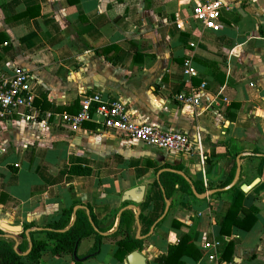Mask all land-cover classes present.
<instances>
[{
	"label": "crops",
	"instance_id": "obj_1",
	"mask_svg": "<svg viewBox=\"0 0 264 264\" xmlns=\"http://www.w3.org/2000/svg\"><path fill=\"white\" fill-rule=\"evenodd\" d=\"M205 1L0 0V68L33 77L34 114L41 117L28 123L22 118L28 111L21 108L0 120L4 238L20 244L19 235L29 227L30 250L31 232L60 223L69 209L67 228L78 212L91 217L92 211L104 227L101 235L108 236L131 211L134 235L142 241L137 251L147 264H159L157 259L185 235L200 254L198 260L184 257L185 264H208L201 251L205 243L216 244L218 254L232 264H264V0H219L224 7L218 32L191 19L192 8ZM189 58L198 73L191 79L183 74ZM192 89L200 91L201 103L185 107L176 97ZM94 97L123 102L139 124L185 132L193 141L200 135L205 165L198 154L160 151L122 134L103 133L96 123L86 122L76 131L57 125L61 115L76 114ZM237 160L241 176L235 189L201 198L223 188ZM73 167L91 174L70 175ZM174 171L205 192L192 196L180 183L172 187V176L182 177ZM164 184L171 206L153 228L165 210ZM243 185L251 188L244 192ZM140 186L145 187L143 201L125 209L132 202L124 194ZM240 191L244 207L257 209V223L249 232L233 228L223 236L227 211ZM5 225L21 230L12 233ZM34 238L47 240L44 233ZM231 242L233 254L226 258ZM95 243V236L81 240L76 257L83 264H128L127 257L117 259L118 247L107 238L88 259ZM77 261L74 254L57 257L48 250L39 264Z\"/></svg>",
	"mask_w": 264,
	"mask_h": 264
},
{
	"label": "built area",
	"instance_id": "obj_2",
	"mask_svg": "<svg viewBox=\"0 0 264 264\" xmlns=\"http://www.w3.org/2000/svg\"><path fill=\"white\" fill-rule=\"evenodd\" d=\"M223 7V3L219 0L198 2L192 8L191 19L204 30L218 32L221 26L219 14ZM176 26L179 30H183L181 21L177 20ZM191 47L195 45L191 44ZM183 74L189 79L198 75L190 58L183 63ZM32 84L33 77L26 71L17 69L10 75L0 68V120L11 119L21 108L28 111L22 115L26 122L37 123L41 119L34 114L37 110L34 107L35 92ZM204 87L205 84L202 85V88ZM176 99L185 107H197L202 97L200 91L192 89L187 94L177 95ZM57 121L58 126L71 131L80 129L86 122L96 123L99 131L103 133L122 134L132 141L142 142L164 152L186 156L198 154L203 166L206 162L200 135L197 136V141H193L185 132L165 131L155 125L139 124L121 101L103 103L99 97L89 98L76 114H63ZM203 182L204 186L208 187L205 177ZM201 251L208 264H232L218 254L216 244L205 243L201 246Z\"/></svg>",
	"mask_w": 264,
	"mask_h": 264
},
{
	"label": "trees",
	"instance_id": "obj_3",
	"mask_svg": "<svg viewBox=\"0 0 264 264\" xmlns=\"http://www.w3.org/2000/svg\"><path fill=\"white\" fill-rule=\"evenodd\" d=\"M261 160L264 161V158ZM235 172L236 169L233 170L229 180L223 185V187L232 182ZM260 173H262V169L260 170ZM69 174L89 176L91 173L86 171V169L73 167L71 168ZM172 177V187L175 186L176 183H180L182 190L193 196L191 185L184 178L177 175H173ZM167 185L164 184V187L166 189V197L169 199L171 198V194L168 191ZM193 185L199 194L205 192V189H202L198 183H193ZM244 198L245 193L240 191L236 196L234 203L228 209L225 221L220 231L223 236H230L232 234L233 228L249 232L257 223V209L253 207L246 209L244 207ZM72 213L73 209L66 210L63 212V216L65 217H63V221L60 223L49 227L42 232H31L32 248L30 250L27 236L25 234V231L29 229V227H25L24 232L19 235V237L23 240L20 244H17V242L11 238H4L2 236L3 232H0V264H25L24 260L27 261V264H39L43 254L48 250L51 251L53 256L57 257L73 255L81 240L91 236H95L96 243L92 251H90L86 256L88 259L96 256L100 250L101 243L105 238L113 241L118 247L116 257L119 261L125 260L127 255L137 251L142 246V241L136 239L133 232L135 217L131 211H126L123 213L117 230L108 236L101 235V232H104V227L99 225V222L92 214V211L91 217H88L85 212H78L74 223L69 228H67ZM241 214H243L244 217L240 219L239 216ZM93 225L98 231H95ZM38 233H44L47 240H38L34 238V234ZM48 241H52L54 243L52 248L49 247ZM233 250L234 244L231 242L226 248L224 254L225 257L230 258L233 254ZM184 257H190L194 260H198L200 258V254L192 242V239L188 235H185L177 245H171L169 247L168 254L158 258L157 262L159 264H185L182 261ZM76 264L83 263L82 261L78 260Z\"/></svg>",
	"mask_w": 264,
	"mask_h": 264
},
{
	"label": "water",
	"instance_id": "obj_4",
	"mask_svg": "<svg viewBox=\"0 0 264 264\" xmlns=\"http://www.w3.org/2000/svg\"><path fill=\"white\" fill-rule=\"evenodd\" d=\"M174 172L179 174V175H181L184 179H186V181L188 183H190L192 185V182L190 181V179L184 173L179 172V171H174ZM240 176H241V164H240L239 160H237V169H236V173H235V176H234V179L232 180V182L226 187H223V188H220V189H214V190L210 191L209 193L204 194L201 198H205L208 195L212 196V195L218 194V193H225V192H228V191L234 189L237 186L238 182H239ZM158 178H159V176H158ZM250 188H251V186H246V185L242 186V190L244 192L249 191ZM161 190H162L163 195H164V200H165L166 206H165V210H164L163 215L155 223L153 228H155V226L162 219H164L167 216V214H168V212L170 210V206H171L170 201L167 199V197L165 195V190L163 189L162 186H161ZM192 192H193V194L195 196H198L197 190L195 189V187L193 185H192ZM144 196H145V187L144 186H140L137 189H132V190L127 191L124 194V200L132 202V205L126 207L125 209L135 208L136 205L140 204L143 201ZM136 219L138 220V215H137ZM4 227H5V229H7L8 231H10L12 233H17V232H19L21 230L20 227H10V226H6V225ZM29 234H30V231L29 230L26 231V235H29ZM5 236L7 238L11 237V235H5ZM76 254H77V249L74 252V257H75L76 260H79L76 257ZM127 262H128V264H147L146 258L139 251H134V252L130 253L127 256Z\"/></svg>",
	"mask_w": 264,
	"mask_h": 264
}]
</instances>
